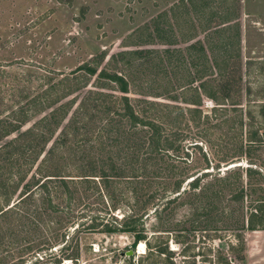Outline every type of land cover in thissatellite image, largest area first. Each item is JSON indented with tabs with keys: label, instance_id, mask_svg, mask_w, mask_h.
Instances as JSON below:
<instances>
[{
	"label": "rangeland",
	"instance_id": "obj_1",
	"mask_svg": "<svg viewBox=\"0 0 264 264\" xmlns=\"http://www.w3.org/2000/svg\"><path fill=\"white\" fill-rule=\"evenodd\" d=\"M199 71L202 80L197 78ZM113 74L126 81V93L110 78ZM231 78L233 95L245 106L243 131L237 129V138L230 143L229 138L225 141L232 133L230 126L236 124L229 121L209 130L207 136H197L203 125L195 127L187 107L199 109L205 120L212 123L220 122L221 118L219 112L211 111V102L204 95L200 103H188L196 99L194 87L201 80L224 92L225 81L230 82ZM37 96H42L40 101L45 102L56 99L60 100L58 103L72 102L71 111L84 112L75 122L81 127L79 134H70L64 143H56L52 155V159L61 160L56 161L70 174L78 173L85 160L100 156L126 158L130 151L136 150L135 146L143 143L136 151L142 153L151 132L146 124L159 119L156 123L163 125L162 133L172 127L180 128L184 144L194 141L200 144L201 149L189 148L192 162L187 165L188 174L209 170L204 169L203 151L209 162H220L222 169L255 162L264 178V0H0V117L14 112L19 117L21 108H31L30 113H34L46 107L29 102ZM127 102L141 119L134 127L133 119L123 115ZM176 106L184 110L185 117L175 122H169V118L161 120L168 108ZM48 110L46 107L32 114L20 130L1 139L0 146L32 126ZM252 130H257V137L262 140L257 142L260 150L249 153L243 147L240 151V141ZM55 136L60 135L56 132ZM83 154L85 158L81 159ZM5 155L3 151L0 153L3 166L0 208L14 206L0 215V264H19L20 257L24 258V264H30L34 256L44 257L38 264H57L51 258L55 255L63 258L60 264H136L141 253L135 252L133 259L125 255L132 249L130 233H102L99 231L102 224L95 231H73L77 223L85 226L95 214L105 215V221L111 220L105 213L106 199L96 202L93 196L86 197L84 184L68 183V186L72 193L77 192L75 198H83L84 204L93 207L89 211L80 205L67 209L62 202L61 212L50 213L44 209L46 199L60 204L61 199H66L65 190L58 188L53 194L38 188L27 206L30 212H37L31 218L35 224L19 219V197L35 170L19 164L23 158L18 151L14 154L17 160L12 154L6 155L7 158ZM241 173L245 180L244 171ZM126 179L121 177L113 188L115 195H124L114 211L118 217L132 207L134 200L127 189L130 180ZM210 179L212 176L207 175L202 183ZM260 182L264 188V180ZM48 188L52 189V184ZM227 195L215 199L218 209L228 203ZM228 206L237 208L235 202ZM243 206L245 212L246 204ZM193 211L187 204L178 206L171 214L166 212L160 223L155 222L152 214L145 219L149 228L163 234L156 235L151 244L162 241L167 244L164 254L152 257L157 264H225L217 262L219 254L228 264L264 262V230L244 232L241 228L244 216L240 211L227 223L191 219ZM57 214L75 216L62 224L64 238L52 241ZM236 234H243V244ZM44 239L49 243L38 245ZM29 243L36 245L31 254L20 252ZM75 244L79 255L67 259L70 255H65ZM63 246L69 248L65 250ZM138 246L139 243L135 251ZM47 254L53 256L49 258Z\"/></svg>",
	"mask_w": 264,
	"mask_h": 264
},
{
	"label": "trees",
	"instance_id": "obj_2",
	"mask_svg": "<svg viewBox=\"0 0 264 264\" xmlns=\"http://www.w3.org/2000/svg\"><path fill=\"white\" fill-rule=\"evenodd\" d=\"M236 36L239 38V31H236ZM199 74L197 78L203 79L201 71H199ZM110 78L114 82L120 84L121 92L126 93L127 84L121 76L113 74ZM201 80L199 84L194 87L196 99H192V102L189 101L188 103L198 104L202 101L201 97L204 95L211 102V111L219 112V118H221V120L220 122L216 121L212 123L209 119L205 120L206 116H203L199 109L187 107L186 111H189L188 114H191V120L194 122L195 127H199L200 124L203 125L197 130L196 135L200 137L207 136L209 130L211 131L215 127L220 126L221 123L226 124L229 121H233L236 122V124L230 126L232 133L225 139L226 141L229 138L228 143H230L237 138V129L243 131L246 115L244 104L240 103L236 95H233L234 79L231 78L230 82L226 79L224 92H222V90L217 91L216 85H214L215 89H213V86ZM40 97L42 96L32 97L29 102L35 105L46 106L49 109L48 112L42 115L32 126L20 131L15 137L0 146V153L3 151L8 157L12 154V158L16 160L17 158L14 154L18 151L20 154L19 156L22 155L21 157L23 158L19 161V164L27 169L29 166L33 167L35 170L33 172L34 175H31L32 180H27L24 183L23 191L19 197V219H24V221H28L32 225L35 224L31 218H34L37 212H30L27 206L30 201H33L31 195L34 194L35 189L38 188L42 191L45 189L46 192H52L53 194L58 192V188H63V190H65L66 199H61L60 204H54L51 198L46 199L47 206L44 207V209L47 208L50 210V213L61 212L62 209L60 206H62V202L67 209H71L72 206L80 205L82 208L89 211L93 207L84 204L83 198L80 199L78 196L75 198L74 193L77 192L74 190V193H72L71 190L73 189H70L68 186V183L72 185L84 184V187H87L84 193L86 197L93 196L96 202H100L99 199H103V197L106 199L107 205L105 207V213H107L108 218H111V220L107 219L105 221V215L102 217L95 214L90 217L91 221L86 223L85 226L83 223H77L73 231L76 230L79 233L95 231L98 230L96 227L102 224V227L99 228V231L102 233H130L132 235V243L130 246L132 249H135L140 242H144L145 244V251L137 256L136 264H157L158 261L152 257H160L165 253L167 248L165 247L167 244L163 241L162 243L151 244V240L158 237L156 235L163 234L159 233V230L149 228L145 219L152 214L154 215V220H156L155 222L160 223L166 212L171 214L178 206L190 205L191 208L194 209L191 219L196 220L201 218L205 223L220 220L227 223V219L232 218L236 212L240 211L244 216L241 227L244 232L264 230V195L262 193L264 188L262 185H259L261 184L259 181L261 179L264 180V178L262 171L255 162H249V165L245 167L233 165L222 169L220 162L217 163L215 161L214 164L211 161L209 162L207 155L202 151V158L206 162L204 169L209 168V170L188 174V166L189 163L192 162V160L189 159V148L201 149L200 144L196 141L189 145L184 144V134L178 127V130H174V127H172L167 133H162L161 126L163 125L156 123L160 122L159 119H156L146 124V126L150 127L151 132L147 137V147L142 153H137L136 151L142 148L143 143L135 146L134 148L136 150L130 151L126 158L121 157L123 159L115 160L110 156L105 158L100 156L94 160L89 159L88 162L85 160L84 163L82 162L83 165H80L78 173L70 174L65 171V169L61 168V164L57 163L60 159H52V155L57 149L56 143H64L66 137L70 134L73 136L79 134V129L81 127L75 124V122H78V119L81 118V114L84 112L82 113V111L80 112V110L76 109L71 111L72 102L58 103L60 101L59 99L45 102L40 101ZM124 99L127 101L126 97ZM168 109L169 110L164 113V119L161 115V120L165 121V118H169V122H175L179 117H185L184 110L179 106ZM30 110L31 108H21L18 112L19 117H15L17 116L15 115L16 112L6 115L5 118L0 117V140L16 133L30 121L31 116H33L32 114L39 111L37 110L34 111V113H30ZM173 111H176L174 116ZM250 112L248 114L251 116L250 118L253 119V113L252 111ZM123 115L128 119H133V127L137 122H141V119L131 110V106H129L128 102L126 103V109ZM65 121L66 123L63 124ZM56 132H58L60 136H55ZM248 133L246 139L240 141L239 150L242 151L244 149L243 147H246L249 153L260 150L257 142L262 143V140L257 137V130H252ZM76 143V147H78L79 143ZM45 146L47 150H45ZM6 155L5 158H7ZM84 155L85 154L80 158H85ZM0 167L3 166L0 165ZM240 169L244 171L245 180L243 179ZM222 174L224 175L222 176ZM207 175L212 176V179L202 183L204 181L203 178ZM121 177L130 180L129 182L131 184L127 183V189L133 195L134 200L132 207L128 205L129 209L118 217L115 215L114 211L118 208L117 204L124 198V195H115L113 193L115 191L113 188ZM184 182H186V186L183 187ZM49 184H52V189L48 188ZM93 191H96V194H92L91 192ZM226 195V201H228V203L235 202L236 209L233 207L230 208L226 202L223 206H220V209L215 206V199L220 197L225 198ZM244 203L246 204L247 210L242 212L243 208H245L243 206ZM13 206L14 204L5 209L0 208V215L7 212ZM143 208H146L145 211L138 213V211L143 210ZM149 209H152L150 213L148 211ZM214 213L224 215V218L222 216L216 217ZM74 216L75 215L72 214H65L63 216L57 214L55 216L57 218V225L53 227L51 231L52 241H57L60 237H62V239L64 238L65 231H61L62 224L67 222L68 218ZM225 226L229 227V224ZM192 227H195L194 224ZM236 236H240L241 243L243 244V234H236ZM47 242L49 243L47 239H44L39 241L38 245ZM35 246L36 245L29 243L24 245V247L20 249V252L31 254ZM75 246L76 244L70 249V253L65 255L73 257L67 256V259L72 258L73 260L79 255V251L78 249L75 250ZM228 246L230 247L232 244H228ZM242 247L243 245H241V248ZM68 248L69 246H65L63 249L66 250ZM134 254L127 258L133 259L135 257ZM20 256H23V254ZM46 256L50 258L53 254H47ZM51 258L56 260L57 264H60V259H63L60 255H55ZM218 258V263L223 262L228 264V261L223 259L221 254H219ZM43 259L44 257H40L39 259L34 256L30 264H38V262ZM18 261L19 264H24L23 257H20Z\"/></svg>",
	"mask_w": 264,
	"mask_h": 264
},
{
	"label": "bare ground",
	"instance_id": "obj_3",
	"mask_svg": "<svg viewBox=\"0 0 264 264\" xmlns=\"http://www.w3.org/2000/svg\"><path fill=\"white\" fill-rule=\"evenodd\" d=\"M144 251H145V244H144V242H141V243H139V246H138L136 252L143 253Z\"/></svg>",
	"mask_w": 264,
	"mask_h": 264
},
{
	"label": "water",
	"instance_id": "obj_4",
	"mask_svg": "<svg viewBox=\"0 0 264 264\" xmlns=\"http://www.w3.org/2000/svg\"><path fill=\"white\" fill-rule=\"evenodd\" d=\"M136 251L134 250V249H129V250H127L126 252H125V255L126 256H130V255H132V254H134Z\"/></svg>",
	"mask_w": 264,
	"mask_h": 264
},
{
	"label": "crops",
	"instance_id": "obj_5",
	"mask_svg": "<svg viewBox=\"0 0 264 264\" xmlns=\"http://www.w3.org/2000/svg\"><path fill=\"white\" fill-rule=\"evenodd\" d=\"M256 231H260V230H256ZM249 257V255H247V258ZM260 264H264V262L260 263Z\"/></svg>",
	"mask_w": 264,
	"mask_h": 264
}]
</instances>
